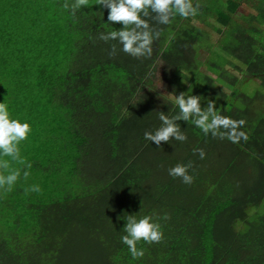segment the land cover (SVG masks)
<instances>
[{
  "label": "trees",
  "instance_id": "obj_1",
  "mask_svg": "<svg viewBox=\"0 0 264 264\" xmlns=\"http://www.w3.org/2000/svg\"><path fill=\"white\" fill-rule=\"evenodd\" d=\"M241 1L198 2L196 20L213 13L224 32L206 63L197 54L211 41L188 18H146L159 36L151 56L136 58L100 39L122 25L95 3L73 16L66 0H0V102L32 128L20 145L30 175L0 192V264H264V7L251 15L246 7L241 23L233 19ZM159 59L170 93L201 96L202 107L215 100L222 115L246 120L248 140L180 121L185 142L145 141L160 111H178L168 95L138 93ZM224 64L258 88L240 91ZM189 162L191 185L168 175ZM32 184L41 191L25 192ZM131 214L154 215L164 233L138 243L136 260L120 240Z\"/></svg>",
  "mask_w": 264,
  "mask_h": 264
},
{
  "label": "clouds",
  "instance_id": "obj_2",
  "mask_svg": "<svg viewBox=\"0 0 264 264\" xmlns=\"http://www.w3.org/2000/svg\"><path fill=\"white\" fill-rule=\"evenodd\" d=\"M92 3L102 10L107 9L108 23L122 25L118 30L102 32L100 39L105 42L117 41L124 53L136 58L151 56L153 42L159 36V32L150 26L146 18L151 17L160 25H168L177 16L189 18L196 16L199 10V4L194 5L193 0H66L63 8L74 16L78 10ZM102 14L104 15L103 11ZM169 99L178 111L173 115L160 111V126L154 131H146L145 141L157 146H160L161 142L169 143L171 140L185 142L188 137L186 132L182 131L180 121L191 123L204 136L211 135L213 138L226 139L234 144L248 140V135L243 130L246 120L222 115L215 100L210 99L207 105L202 107L201 96L185 95L184 92L179 95L169 93ZM31 131V125L27 121L12 117L5 99L0 102V192H11L21 179L27 180L29 177L27 169L31 168V164L21 155L20 145L29 138ZM194 152H198L201 160L205 159L204 149H194ZM14 165H22L23 168ZM191 167V162L177 163L168 169V175L179 178L185 185H191L194 182V176L189 172ZM24 191L39 193L41 188L38 184H32ZM163 219H167V216ZM123 232L125 234L120 237L121 243L127 246L134 260L144 256V249L138 248V243H159L164 235L162 225L154 215H128Z\"/></svg>",
  "mask_w": 264,
  "mask_h": 264
},
{
  "label": "rangeland",
  "instance_id": "obj_3",
  "mask_svg": "<svg viewBox=\"0 0 264 264\" xmlns=\"http://www.w3.org/2000/svg\"><path fill=\"white\" fill-rule=\"evenodd\" d=\"M207 1L208 0H193V4L196 5L198 4V2H201L204 4ZM246 7L250 8L249 13L251 15L252 12H254V10L259 11L261 8L264 7V5L262 4L260 0H242L240 6L236 8V11L233 13V19L243 23V21L239 17V14ZM184 21H187L190 24H195L198 27H201L206 32V34L208 35L207 37H209V40L211 41L212 47L210 49L208 48V49H204L198 52L197 54L198 61L209 63V61L211 60H216V55L214 54L213 51H217V48L220 45L219 43L222 41V39H224L223 37L224 32L220 33L216 31V29L214 28L215 25L223 27L219 23L216 22L215 14L211 13V15L205 17L204 21H197L195 16L189 17L187 20H184ZM256 22L257 21H254L255 24ZM261 28L264 30V26H261ZM155 68L156 69L154 70L153 75L149 77L150 82L148 81L145 83H141L138 93H142V92L151 93L155 98H157L158 101L159 100L161 101L163 95H168L169 97V93L171 92V89H169V87L167 86L163 78L162 62L160 59L157 60ZM224 68H226V70L232 71L233 73L237 75V78L239 79L238 80L239 82L237 83V87L240 89V91H244V93H247L250 95L253 93V91L256 88H258V81L255 80L248 73L246 72L237 73L233 71L234 69L229 67L228 64H224ZM200 69L203 71L205 70V68L202 67L201 65H200ZM220 87L226 93L230 92V88L227 85L226 86L221 85ZM249 209L250 211H252L251 208H248V210Z\"/></svg>",
  "mask_w": 264,
  "mask_h": 264
}]
</instances>
